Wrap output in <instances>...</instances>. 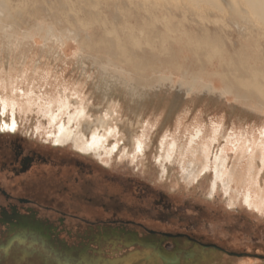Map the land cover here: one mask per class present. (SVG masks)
<instances>
[{
    "label": "rangeland",
    "instance_id": "374dc122",
    "mask_svg": "<svg viewBox=\"0 0 264 264\" xmlns=\"http://www.w3.org/2000/svg\"><path fill=\"white\" fill-rule=\"evenodd\" d=\"M176 16L179 18V12ZM187 16L190 19L191 16ZM192 19L195 18L192 17L190 20ZM177 20L171 22L176 24ZM212 20V15L206 16L203 23L213 30L223 28L221 23L213 25ZM183 24L188 26L187 22ZM39 26L45 30L52 28L57 35L61 34L64 28L61 19L47 11H42L36 18L20 24L18 28L15 27L13 34L21 41L25 32L32 38L29 43L26 42L23 44L25 46L19 48L15 57H28L29 62L35 61L37 57H47V54L43 53L46 43L43 33L38 31ZM74 27V30L79 31V35L65 39L64 44L59 46L56 51L58 56L55 55L59 57L55 63L57 66L54 65L47 72L40 70L36 73L28 67L29 69L23 73L24 79L15 77L16 82L20 84V81H23L22 87L26 88V97L23 99L35 98L37 103L45 105L49 101L45 93L54 92L56 99L59 98L58 93L67 88L70 91L65 90L64 93L71 94L69 101L74 110L77 105L73 102L79 99L72 95V90L76 88L85 92L90 83L84 77L79 78L78 70L74 69L76 61L80 57L85 58L89 61L91 70L96 71L111 59L112 56L106 54L107 48L99 42H94V36L100 37L101 33L97 24L89 30L79 25ZM158 29H161L160 25ZM225 33L232 34L235 43V49H232L230 57H264V35L252 33L249 40L240 38V41L233 26L225 29ZM90 37L93 40L84 43V38ZM217 37L219 38L217 44L219 43L223 52L228 41L223 33H219ZM240 42L241 45L249 46L251 49L241 48ZM160 46L158 49L162 51L163 47ZM184 47L193 49L195 44L188 43ZM185 48L182 55L177 57H217L191 56ZM171 49L174 53L178 52V45L172 44ZM135 50L133 52L138 56H142L141 51H150L143 43H140ZM4 57H6L5 53L0 50V70L1 64H4ZM16 72L15 74L18 75L19 70L17 69ZM188 72L189 75L202 76L207 73L208 77L215 79L211 75V70L202 72L193 68ZM90 73L92 74V71ZM177 79L175 77V80ZM190 99L187 98L185 102L190 107V111L174 113V120L167 129L160 128L163 110L155 115L154 107L148 108L147 115L144 113V118L139 120V127L137 129L134 127L135 138H139L144 144V152L141 153L131 149L128 138L119 140V137L123 136L122 134L118 136L119 125L129 117L127 113L125 114L126 111L122 110L123 105L121 112L118 110L119 112H111L109 115H105L103 109L99 112H91L93 119L87 121L92 122L95 117H102L111 122L112 134L106 135L107 142L110 147L118 144V150H113L112 155L101 154L103 159H109L106 164L100 163L97 153L92 151L91 162L87 161L88 157L74 150L73 141L55 147L57 144L53 143L54 138L50 133L45 134L41 129L35 130L38 126L35 118L23 123L15 133L0 134V139L19 142L29 150L58 157L59 168L49 172L54 177H51V174L47 176L52 178V183L65 189L64 195L69 193V185H74L75 197L70 191L75 201L74 214L82 218L81 221L75 222L78 226L75 227V236L65 240L61 237L59 240L62 243L65 241L71 247L72 250L67 251L70 253L73 251L72 256L76 257L78 252L87 250L90 264H103L118 257L122 258L132 250L143 251L149 248L160 254L161 264H264V209L260 207L264 205V200H260L261 194L264 193V175L261 176L258 171H251L250 166L252 162L256 163V159L252 156H257L264 150L262 133L264 118L250 117L249 114H241L239 111L231 115L232 107L236 105L232 99L228 102H219L218 106H213V101L209 97L200 98L196 104L191 103ZM85 103L95 110L99 107L98 102L93 99L85 98ZM178 120L183 124L180 130L175 128ZM199 128L201 129L199 137L190 144L191 136ZM213 139H216L214 144ZM162 144L164 150L159 149ZM171 144L174 145V151L170 153L169 158H166L165 153L169 151ZM207 145V170L197 178L194 176L185 178L184 172L189 160L204 163L201 149ZM219 149H223L224 157L229 162L225 167V174L227 175L231 166L237 172L229 188L225 187L226 175H222V178L216 180L214 184ZM51 150L57 155L51 154ZM71 170L73 172L63 179L60 172H71ZM232 174L234 175L233 171ZM92 175L96 179L90 180ZM83 182H86L90 189L79 187ZM262 196L264 198V195ZM60 199L64 203L73 204L69 197L62 196ZM93 202L96 205L90 206ZM111 228L121 230L126 228L127 231L125 233L118 231L115 237ZM130 232L138 233L137 236L143 241L142 244L133 246V249L123 245L126 237L131 238ZM115 238L117 241L121 240L117 248L110 243V239ZM44 248L39 247L40 252H45V256L50 262L52 261L51 264H56L57 260H64L66 250L63 248L59 250L60 255H56L49 248ZM146 258L141 256L135 263L153 264L152 260ZM41 259L40 256L36 257L33 264H45ZM76 259L77 257L73 262L71 260L70 264H75ZM0 262L3 264V261Z\"/></svg>",
    "mask_w": 264,
    "mask_h": 264
},
{
    "label": "bare ground",
    "instance_id": "6f19581e",
    "mask_svg": "<svg viewBox=\"0 0 264 264\" xmlns=\"http://www.w3.org/2000/svg\"><path fill=\"white\" fill-rule=\"evenodd\" d=\"M42 11L54 13L61 19L64 25L62 33L57 35L52 28L45 30L39 26L38 31L43 33L46 43L43 53H46L47 57H37L35 61L30 60V62L28 57H15L19 48L25 46L23 44L32 38L25 32L21 41L13 34L15 27L31 18H36ZM178 12L179 18L176 16ZM187 15L191 16L190 19L192 17L195 19L190 20ZM210 15L213 16L212 24L221 23L223 28L213 30L205 26L204 17ZM174 19H178L176 24L171 22ZM183 22H187L188 26ZM96 24L100 27L101 33L100 37L94 36V42L105 46L106 54L112 57L96 71L91 70L87 59L80 57L76 61L74 69L78 70L79 78L84 77L90 83L85 92L76 88L72 90V95L79 99L73 102L77 105L75 109L70 106L71 94L64 93L65 90L70 91L67 88L58 93L59 98L56 99L54 92L45 93L44 95L49 99L45 105L37 103L35 98L23 99L26 97V88L22 87L23 81L19 84L15 77L22 79L28 67H31L34 73L40 70L47 72L59 60V57H55L58 56L56 51L64 44L65 39L79 35V31L73 29L74 26L79 25L89 30ZM229 24H232L239 40L240 38L249 40L252 33L264 35V0H0V50L6 55L0 70V102L7 112L15 113L18 121L16 131L23 123L35 118L38 124L35 130L41 129L45 134L50 133L54 138V144L66 145L73 141L74 150L83 155H89L91 151L97 153L98 161L103 164L109 159H103L101 154L110 155L113 150H118V144L110 147L107 142L106 135L112 134L111 122L102 117H95L92 122L87 121L93 117L91 115L93 111L99 112L103 109L105 115H109L111 112H119L118 110L121 112L123 105L122 110L126 111L125 114L127 113L129 117L121 125L118 124L117 132L118 136L123 135L119 140L128 138L134 152H137V141L143 145L141 152H144L143 142L135 138V128L139 127V120L144 118V113L147 115L149 107H154L155 115L163 110L161 129H167L170 122H173L174 113L190 111V107L185 103L187 98H191V103L196 104L200 98L209 97L213 101V106L232 99L236 105L232 107L231 115L239 111L241 114H249L250 117L264 118V57H230L232 49H235V43L232 39L233 35L225 33V29L232 28ZM159 25L161 29H158ZM219 33H223L228 41L223 52L219 43L217 44ZM90 40L93 39L84 38V43ZM140 43L148 46L150 50L141 51L142 56L134 53ZM188 43L195 44V47L185 48L184 45ZM172 44L178 45V52L174 53L171 49ZM160 45L163 47L162 51L158 49ZM240 46L246 50L251 49L249 46L241 45V42ZM183 48L190 52L191 56L217 57H177L182 55ZM193 68L202 72L211 70V75L215 79L208 77L207 73H204L205 76L189 75L188 70ZM17 69L18 75L15 74ZM175 77L179 80H175ZM85 98L95 100L99 107L96 110L89 107L85 103ZM195 107L197 108L196 105ZM182 126L181 120H178L175 128L180 130ZM200 133L199 128L191 136L190 144L195 142V138H198ZM262 133L264 136V130ZM214 141L216 139H213V144ZM163 146L162 144L159 149L164 150ZM173 147L174 145L171 144V148L165 153L166 158L170 157L171 152L173 153ZM201 150L204 154V163L189 160L187 169H184L185 178L189 179L193 176L197 178L207 170L208 145ZM217 152L214 184L216 180L222 178V175H226L225 167L229 163L224 157L223 149ZM252 157L256 159V163L250 164L251 171H258L263 176L264 150ZM235 171L232 166L228 170L226 188H229L230 182H233L235 174L237 175ZM262 195L264 193L261 194L260 200H264ZM263 206L260 207L264 209ZM113 233L115 237L118 235L116 231ZM137 234L130 232L131 238L126 237L123 245L133 249V246L142 244L143 241ZM26 237L25 234L13 238L4 237L0 242V261H3V264H33L35 258L40 256L45 264H51L52 261L50 262L45 256V252H40V246L34 245ZM110 241L115 248L121 243L117 238ZM66 246L63 248L66 250L64 260H57L56 264H70L76 257L75 264H90L87 250L78 252V256L74 257L73 251L72 253L67 251L72 250L71 247ZM50 250L56 255L59 253L58 250ZM141 256H146V259L152 260L153 264L162 263L158 252L146 248L143 251L132 250L122 258L118 257L103 264H134Z\"/></svg>",
    "mask_w": 264,
    "mask_h": 264
},
{
    "label": "flooded vegetation",
    "instance_id": "af4514ba",
    "mask_svg": "<svg viewBox=\"0 0 264 264\" xmlns=\"http://www.w3.org/2000/svg\"><path fill=\"white\" fill-rule=\"evenodd\" d=\"M51 152L57 155L53 150ZM90 154L91 152L89 155H82L88 157L86 160L91 162ZM57 158L54 155L47 156L29 150L22 143L0 139V242L4 237L13 238L25 234L34 245L59 251L67 247L65 241L63 243L59 241L61 237L65 240L75 236L77 226L75 222L81 221L82 218L74 214L75 201L72 198V195L75 197L74 185L70 184L69 193L64 195L65 189L52 183L53 175L49 173L59 168ZM64 171L60 172L63 179L73 172ZM48 174H51V177H48ZM79 187L89 188L86 182ZM62 196L72 199L73 204L62 202L60 199ZM94 205H96L94 202L93 205L90 204ZM124 230L127 231L126 228Z\"/></svg>",
    "mask_w": 264,
    "mask_h": 264
},
{
    "label": "snow or ice",
    "instance_id": "6c2138e0",
    "mask_svg": "<svg viewBox=\"0 0 264 264\" xmlns=\"http://www.w3.org/2000/svg\"><path fill=\"white\" fill-rule=\"evenodd\" d=\"M18 121L14 112H7L0 102V133L9 131L15 133L17 130ZM59 143V141H57ZM143 150V145L137 141L136 151L141 152ZM2 264V262H0Z\"/></svg>",
    "mask_w": 264,
    "mask_h": 264
},
{
    "label": "water",
    "instance_id": "95a60500",
    "mask_svg": "<svg viewBox=\"0 0 264 264\" xmlns=\"http://www.w3.org/2000/svg\"><path fill=\"white\" fill-rule=\"evenodd\" d=\"M111 230L112 231H116V232L121 231L122 233H125L124 229L121 230V229H118V228H115V229L111 228Z\"/></svg>",
    "mask_w": 264,
    "mask_h": 264
}]
</instances>
